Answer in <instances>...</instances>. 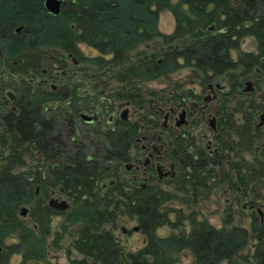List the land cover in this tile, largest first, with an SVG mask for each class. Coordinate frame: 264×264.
I'll return each mask as SVG.
<instances>
[{
  "label": "trees",
  "instance_id": "trees-1",
  "mask_svg": "<svg viewBox=\"0 0 264 264\" xmlns=\"http://www.w3.org/2000/svg\"><path fill=\"white\" fill-rule=\"evenodd\" d=\"M43 3L44 0H0L6 62L29 65L35 48L40 61L43 50H49L57 59L61 53L70 54L86 65L90 78L107 81L101 84L102 92L96 99L104 117L114 109L109 103L114 95L112 80L123 88L115 93L117 100L142 104L141 83L166 78L182 68H191L204 80L225 78L229 86L223 95L229 96L242 93L247 80L258 89L264 78L261 0H62L57 15L47 13ZM163 11L170 12L174 19L170 33L158 29ZM13 25L21 27L19 35L10 36ZM247 38L254 41V51L242 49ZM149 44L153 46L150 51L140 50L132 56V52ZM80 45L91 48L95 55L85 56ZM39 95L43 98L36 104L35 97ZM39 95L30 92L21 114L7 117L0 131V146L6 152L5 156L0 153V264H10L14 255L21 258L18 264L42 261L55 215L64 217L62 231L52 234L51 244L56 247L70 225L78 226L70 245L81 255L73 261L76 264H178L184 251L191 255V264H264V218L252 214L249 229L232 225L230 218L217 228L193 212L185 216L180 210L166 209L164 204L175 195L155 186L142 190L115 179L105 189L102 184L129 160L134 130H101L97 133L100 145L94 154L88 153L94 148L85 145L75 146L68 155L50 139L52 130H46L50 123L47 125L39 106L57 96L61 99V90ZM175 96L177 92L169 95V100ZM259 98L262 105L250 103L246 110L245 130L251 137L245 150L254 159L242 164L238 148L231 145L237 150L229 163L236 182L231 171L224 174L231 187L238 184L246 188L251 180L259 178L264 183V162L258 161L251 144L253 117L259 110L264 111V93ZM36 123L42 130H35ZM31 151H40L44 157L52 155L56 160L46 163L43 159L37 165L42 170H37V160L32 165L24 160V154ZM15 167L25 169L14 172ZM205 175L204 170L194 167L190 176L182 180L184 193L193 201L205 186ZM52 189H58L70 201L68 210L57 212L47 205ZM23 207H28L25 216L20 215ZM170 213H174V219ZM117 215L137 221L145 236L142 248L124 252L111 231L105 229L104 225ZM185 219L188 232L183 228ZM165 226L176 232L157 235L156 230ZM250 242L251 251L243 253ZM66 251L70 253V248Z\"/></svg>",
  "mask_w": 264,
  "mask_h": 264
},
{
  "label": "flooded vegetation",
  "instance_id": "flooded-vegetation-1",
  "mask_svg": "<svg viewBox=\"0 0 264 264\" xmlns=\"http://www.w3.org/2000/svg\"><path fill=\"white\" fill-rule=\"evenodd\" d=\"M21 30L20 26L13 25L10 36L19 35ZM5 38V29L0 25V131L4 130L7 117L21 114L24 99L29 98L30 92L39 95L61 90V99L57 96L56 100L48 99L39 106L47 125L50 123V128L46 127V130H52L50 139L62 146L68 155L73 153L75 146L85 145L92 146L94 149L88 153L94 154L95 147L97 149L100 145L97 133L101 130H134L130 136L129 160L123 163L122 169H116L117 174L108 180L110 185L120 179L128 187L133 185L142 190L155 186L172 193L161 187L164 184L184 192L182 180L190 176L194 167L204 170L207 178L213 165L223 168V162H226L229 166L232 154L237 151L235 147L231 149L232 144L238 148L244 164L245 147L251 137L245 130L246 110L250 103L252 106L262 105L259 99L247 96L255 86L252 90H244L247 81L251 80L244 82L242 93L229 96L223 95L220 84L199 79L198 91L190 89L170 97V100L165 95L150 98L142 94V104L117 100L115 93L123 88H118L117 82L112 80L114 95L109 103L114 109L104 117L101 103L96 99L100 98L101 84L107 81L90 78L86 65L66 53H61L57 59L49 54V50H43L40 61L36 57L38 48H35L29 65L6 62ZM42 98L41 95L35 97L34 103H40ZM262 114L264 111L259 110L252 120L254 140L251 144L257 157H264V144L261 148L256 147V142H260L258 139L264 137V125H259ZM34 127L42 130L37 123ZM35 154L36 166L43 159L46 163L56 160L52 155L44 157L40 151ZM258 161L264 162V158ZM39 167L36 169L41 171ZM108 183L102 186L106 189ZM205 188L202 186L198 194ZM53 192L54 189L49 195ZM67 203L69 209L70 201Z\"/></svg>",
  "mask_w": 264,
  "mask_h": 264
},
{
  "label": "rangeland",
  "instance_id": "rangeland-1",
  "mask_svg": "<svg viewBox=\"0 0 264 264\" xmlns=\"http://www.w3.org/2000/svg\"><path fill=\"white\" fill-rule=\"evenodd\" d=\"M157 25L160 32L170 33L174 28V19L171 13L168 11H163L159 16ZM152 47V44H149L148 46H141L138 50L132 52L134 54L131 55L134 57L135 54L140 50L150 51ZM79 48L87 57L95 55L94 50L91 48H88L84 45H80ZM242 49L246 51H254V41L251 38L245 39L242 42ZM87 74H90L88 69ZM199 79H201L200 75H198V73L193 71L191 68H182L171 73L166 78H161L150 82H143L140 84V88L142 94L150 98H155L158 95L169 96L172 93L174 94L177 92L179 94L181 92H187L190 89L198 91L199 87L196 84ZM247 82H251V86H254L252 81ZM212 83L223 86L222 92L228 90L229 84L223 77H216L212 79ZM255 89L256 88L253 87L254 93L252 94L251 98L254 100L260 99L259 96L264 93V78L259 84V88L256 90ZM151 92H154L156 95L152 96ZM123 109L124 108L122 107L121 111ZM237 116L238 114H236V117ZM262 131L264 132V130ZM258 140H260V142H256V147L261 148L262 144H264V137ZM0 153L3 156L6 154V152L2 150L1 146ZM32 156H36L34 151L26 152V154H24V160L27 164L32 165L35 163V159H33ZM244 156L248 161L254 159L249 153H245ZM258 157V160L260 158H264L261 156L259 158ZM234 159L235 155L232 154L231 160ZM6 164L11 163L6 162ZM24 169L25 167H15L14 172H20ZM228 170L231 171L226 162H223V168H218L217 166L213 165L212 172L210 173L209 177L206 178V188L200 191V194L194 201V198L189 194L176 191L169 186L161 184L163 189L171 191L175 195L173 200L164 204L165 208L169 210H180L181 214L185 216L193 212L197 218L205 219L217 228L223 226L225 220L230 218L232 225H238L249 229L252 214H256L261 219L264 218V183L262 184V179L259 178L256 180H251L246 188L238 184H235V186L231 187L229 186L226 177H224L222 174L223 172L226 173ZM242 171L243 173H246L245 168H243ZM231 174H233V181L236 182L234 172L231 171ZM105 183H108V180H106ZM51 196L53 198L59 197L60 199H66V197H64V195L58 191V189H54L53 194L47 196L46 202ZM26 208L28 211V207ZM170 218L174 219V213H170ZM63 221L64 217L62 215H55L51 218L50 225L52 234L55 231H62L61 223ZM136 226H138L137 221L125 215H117L113 222H109L104 225L105 229L111 231L113 236L123 248L124 252H135L142 248L145 244L144 234L140 230H133V228ZM77 228V225H70L67 228V231L62 233V239L59 243V247L51 244L52 239L54 238V236L51 234L47 238V252L45 258L42 261L28 262L25 264H76L73 261L80 259L81 255L71 248L70 245L72 240L77 236ZM183 228L186 232H188L189 226L186 219L183 221ZM173 231L176 232V230L165 226L157 229L156 233L159 236H166ZM252 244L253 243L250 242L243 253L251 251ZM68 248H70V253H67L66 251ZM20 260L21 258L19 255H14L11 258L10 264H18ZM178 264H191V255L189 252L184 251L179 255Z\"/></svg>",
  "mask_w": 264,
  "mask_h": 264
},
{
  "label": "water",
  "instance_id": "water-1",
  "mask_svg": "<svg viewBox=\"0 0 264 264\" xmlns=\"http://www.w3.org/2000/svg\"><path fill=\"white\" fill-rule=\"evenodd\" d=\"M261 1L264 2V0H261ZM43 5L49 14L57 15L60 12L62 0H44ZM244 90L245 91L252 90L251 82L246 83V87ZM259 125H264V115L263 114L260 116ZM48 206L60 212L67 210L69 207L66 200L64 199L58 200L57 198H50L48 201ZM26 214H27V208L23 207L21 210V215L25 216ZM133 230L138 231L139 227L136 226L133 228Z\"/></svg>",
  "mask_w": 264,
  "mask_h": 264
}]
</instances>
